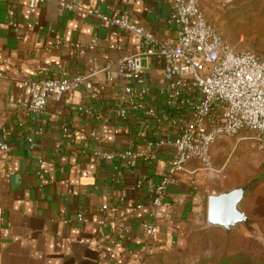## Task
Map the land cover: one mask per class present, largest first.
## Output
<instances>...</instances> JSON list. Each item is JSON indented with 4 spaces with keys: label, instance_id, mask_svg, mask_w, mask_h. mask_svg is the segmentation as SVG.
<instances>
[{
    "label": "crops",
    "instance_id": "0c3cea01",
    "mask_svg": "<svg viewBox=\"0 0 264 264\" xmlns=\"http://www.w3.org/2000/svg\"><path fill=\"white\" fill-rule=\"evenodd\" d=\"M66 1L75 12L61 9L57 0H39L34 7L30 0H0V125L10 147L8 153L0 150V264H166V257L188 251L191 235L206 230L208 197L233 188L226 176L213 169L197 190L184 176L179 189L169 190L155 219L157 233L148 238L140 222L149 218L156 191L138 189L136 182L144 178L162 185L173 150L162 149L157 162L138 160L131 168L94 156L98 148L140 150L149 140L172 135L173 114L163 117L168 112L162 65L156 59L145 63L132 85L148 88L149 94L126 120L116 115L122 87L107 84L104 75L96 78L99 93L73 91L51 100L42 114H26L19 105L29 99L26 80L71 79L83 75L92 60L104 67L139 53V37L103 26L98 14L118 11L173 43L178 28L170 22L172 5L166 0ZM10 21L25 29L15 31ZM93 40L97 47L89 50ZM110 44L124 50H111ZM149 108L157 110L160 122L144 116ZM146 124L153 125L150 131H144ZM94 131L101 133V145L90 138ZM227 140L212 146L213 162L226 152ZM194 166L199 165L189 168ZM137 204L145 209L134 212ZM104 206L110 214L106 227L100 225Z\"/></svg>",
    "mask_w": 264,
    "mask_h": 264
},
{
    "label": "built area",
    "instance_id": "2783aa9c",
    "mask_svg": "<svg viewBox=\"0 0 264 264\" xmlns=\"http://www.w3.org/2000/svg\"><path fill=\"white\" fill-rule=\"evenodd\" d=\"M37 1L39 0H30V7H34ZM57 1L61 9L76 11V7L66 0ZM166 1L173 8L170 22L178 28L175 42L161 41L153 32L137 26L118 11L113 15L98 14L97 18L103 26L118 28L139 37V53L110 61L104 67L92 60L83 75L71 79L26 80L23 86L28 90L29 99L19 105V109L26 114H42L51 100H60L73 91L85 89L94 94L99 93L96 78L104 75L107 84L122 87L123 105L116 110V115L119 119L126 120L130 112L140 110V104L149 94L148 88L136 89L132 85L142 77L145 63L156 59L162 65L164 85L161 94L168 112L163 117L173 114L169 119L172 135L149 140L140 150L128 148L119 152H105L98 148L94 151L97 158L106 161L118 159L131 168L138 160L157 162L162 149L173 150V158L162 185L146 183L144 178L136 182L138 189L156 191L148 205L149 218L140 222V227L148 238L157 233L155 219L169 190L179 189L184 176H187L190 187L197 190L200 183L213 171V145L234 138L255 141L261 147L264 144V55L237 51L223 39L203 13L204 0ZM210 1L229 3L232 0ZM8 25L15 31L25 29L23 23L10 21ZM96 47V40L88 45L89 50ZM108 48L124 50L122 45L115 44H110ZM143 114L156 122L162 120L154 108L146 109ZM152 127L153 125L146 124L143 129L147 132ZM0 130L3 133L0 150L8 153L10 147L7 144V134L1 125ZM90 138L98 145L102 144L100 132H92ZM192 164L199 166L189 168ZM120 202L124 203L125 200L122 198ZM144 209L143 204L133 207L134 212ZM102 211L105 217L100 225L106 227L110 218L109 207L104 206ZM78 220L84 219L79 216Z\"/></svg>",
    "mask_w": 264,
    "mask_h": 264
},
{
    "label": "rangeland",
    "instance_id": "374dc122",
    "mask_svg": "<svg viewBox=\"0 0 264 264\" xmlns=\"http://www.w3.org/2000/svg\"><path fill=\"white\" fill-rule=\"evenodd\" d=\"M202 10L237 51L264 55V0H204ZM225 144L226 152L213 162V169L226 176L230 187L252 184L241 205L251 224L230 234L207 224L203 233L191 235L184 255L168 256L166 264H264V144L239 138Z\"/></svg>",
    "mask_w": 264,
    "mask_h": 264
},
{
    "label": "water",
    "instance_id": "95a60500",
    "mask_svg": "<svg viewBox=\"0 0 264 264\" xmlns=\"http://www.w3.org/2000/svg\"><path fill=\"white\" fill-rule=\"evenodd\" d=\"M252 184L237 185L221 193L208 197L207 224L209 227L223 229L226 234L232 233L240 226H249L251 221L242 211L241 205L252 192Z\"/></svg>",
    "mask_w": 264,
    "mask_h": 264
}]
</instances>
